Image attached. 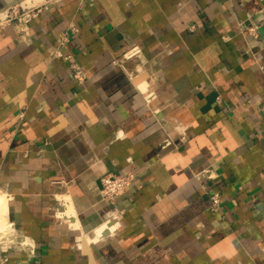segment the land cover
Returning a JSON list of instances; mask_svg holds the SVG:
<instances>
[{"label": "crops", "instance_id": "0c3cea01", "mask_svg": "<svg viewBox=\"0 0 264 264\" xmlns=\"http://www.w3.org/2000/svg\"><path fill=\"white\" fill-rule=\"evenodd\" d=\"M31 3L0 25V264H264V0Z\"/></svg>", "mask_w": 264, "mask_h": 264}, {"label": "built area", "instance_id": "2783aa9c", "mask_svg": "<svg viewBox=\"0 0 264 264\" xmlns=\"http://www.w3.org/2000/svg\"><path fill=\"white\" fill-rule=\"evenodd\" d=\"M32 3H24L21 5H12L11 7L0 11V25H5L7 23H11L13 21H26L30 18L32 13ZM193 28V25L191 26ZM252 31L256 32V27H251ZM77 28L75 26H70L68 29L63 30L59 33V45H64L65 42L69 39V33L75 32ZM133 52L130 53H124L125 56L132 55ZM58 55H61L60 52L57 53ZM70 57L69 55L66 56V58ZM70 70L73 77L79 82H83L85 78V72L82 69L80 65H78L76 62L71 61L70 63ZM215 99L217 102H222V96L220 94H217L215 96ZM134 173H121V174H113V173H104L100 177V194L102 199L104 200H113L117 196L123 194L129 185L131 184ZM208 199L209 204L208 207L211 211H220L221 210V195L219 191L215 189H210L208 191ZM27 246L30 248L31 251L34 249V244L26 243Z\"/></svg>", "mask_w": 264, "mask_h": 264}, {"label": "bare ground", "instance_id": "6f19581e", "mask_svg": "<svg viewBox=\"0 0 264 264\" xmlns=\"http://www.w3.org/2000/svg\"><path fill=\"white\" fill-rule=\"evenodd\" d=\"M32 0H26V2L31 3ZM1 223H4L3 226H8L7 220V195L0 192V229H3Z\"/></svg>", "mask_w": 264, "mask_h": 264}, {"label": "rangeland", "instance_id": "374dc122", "mask_svg": "<svg viewBox=\"0 0 264 264\" xmlns=\"http://www.w3.org/2000/svg\"><path fill=\"white\" fill-rule=\"evenodd\" d=\"M31 4V3H30Z\"/></svg>", "mask_w": 264, "mask_h": 264}]
</instances>
